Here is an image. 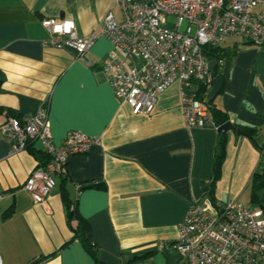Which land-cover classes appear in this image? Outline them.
<instances>
[{"label":"crops","instance_id":"0c3cea01","mask_svg":"<svg viewBox=\"0 0 264 264\" xmlns=\"http://www.w3.org/2000/svg\"><path fill=\"white\" fill-rule=\"evenodd\" d=\"M108 11L122 19L117 0H0L3 264H188L176 242L191 203L222 199L218 184L229 180L227 170L238 167L243 154L248 165L254 162L257 147L249 135L186 125L178 82L159 95L152 114L132 112L105 69L114 47L102 33ZM49 17L73 19L79 35L99 34L88 53L91 63L74 48L44 44L50 33L42 20ZM232 38L221 43L224 56L217 65L224 84L215 104L235 126L256 128L262 143L264 47ZM40 109L48 112L57 145L71 130L97 141L88 152L70 156L50 195L36 202L25 183L48 155L38 139L15 151L2 125ZM223 135L225 156L215 181ZM62 183L91 224L94 252L75 235L77 220L68 218ZM9 208L12 215L3 218Z\"/></svg>","mask_w":264,"mask_h":264},{"label":"built area","instance_id":"2783aa9c","mask_svg":"<svg viewBox=\"0 0 264 264\" xmlns=\"http://www.w3.org/2000/svg\"><path fill=\"white\" fill-rule=\"evenodd\" d=\"M119 20L108 11L102 33L114 47L105 62L117 96L134 114H152L158 98L180 84V106L188 127L219 125L212 120L207 94L213 75L205 48L241 36L264 47V0H117ZM50 38L45 45L71 47L91 63L89 51L99 34L79 35L73 19L42 20ZM218 64V63H217ZM206 98H202V94ZM15 151L40 140L48 160L29 175L25 189L43 202L56 186L70 156L89 151L97 141L71 130L64 142L53 139L48 112L26 118L10 116L2 125ZM262 159V158H261ZM176 245L188 264H264V212L234 201L205 198L191 203ZM0 264H3L0 256Z\"/></svg>","mask_w":264,"mask_h":264},{"label":"trees","instance_id":"16d2710c","mask_svg":"<svg viewBox=\"0 0 264 264\" xmlns=\"http://www.w3.org/2000/svg\"><path fill=\"white\" fill-rule=\"evenodd\" d=\"M245 41H248L245 39ZM224 48H222L221 43L218 45H211L207 46L205 48L206 55L209 57L210 60L216 59L217 63L223 59L224 56ZM215 72L218 74V65H216ZM202 98H206V95L203 93ZM210 104V109H211V115H212V120L215 122L217 125H222L226 121L230 120V116L228 113L223 111L222 109L218 108L217 105L215 104V99L214 100H208ZM22 119L20 115H14ZM237 127V126H236ZM247 131H249V137L253 141L254 145L257 147V149L261 153V161L259 163L258 168L256 169L253 178H252V193H251V201L255 204H257L258 208H261L264 212V142H260L259 137H258V131L256 128H247ZM221 140V149L220 153L217 158L216 162V169H215V181L220 175V167L223 162L224 156H225V135H223ZM32 142L28 144L27 147H31ZM64 173V172H63ZM66 178L63 179L65 181ZM90 185H96L93 183H89ZM262 191V194L260 193ZM62 195L63 199L66 204L67 208V215L69 220H77V224L74 227L75 235L77 238H79L84 245L90 250V251H95L96 250V244L92 239V234H91V224L90 222L83 217L80 212L78 211L75 202L71 200L68 194V190L66 189L64 183H62ZM13 209L9 208L7 211L3 213V218H8L12 215Z\"/></svg>","mask_w":264,"mask_h":264},{"label":"rangeland","instance_id":"374dc122","mask_svg":"<svg viewBox=\"0 0 264 264\" xmlns=\"http://www.w3.org/2000/svg\"><path fill=\"white\" fill-rule=\"evenodd\" d=\"M236 40H245V38L241 36H234ZM227 38L226 40L222 41L223 45H227L226 43L229 41H233V38ZM231 154H229L230 157ZM260 152L255 148V158L252 165H248V160L246 159L245 154L240 156V164L238 167L233 165L229 170H227V174L229 175V180L226 182H221L218 184V191L220 201L225 203H231L234 201L239 202L244 207H257V204L251 201V191H252V183L250 184L252 175L254 171L259 166L260 162ZM236 157V156H235ZM235 163H237L236 159ZM239 161V160H238ZM225 169V166H224ZM226 173V169H225ZM241 174V179L238 177V174ZM247 175L245 179H242L244 175ZM223 181V180H222Z\"/></svg>","mask_w":264,"mask_h":264},{"label":"water","instance_id":"95a60500","mask_svg":"<svg viewBox=\"0 0 264 264\" xmlns=\"http://www.w3.org/2000/svg\"><path fill=\"white\" fill-rule=\"evenodd\" d=\"M216 65H217L216 59L210 60L209 66H210V69L212 70L213 81H212V87L207 94L208 100H214L216 96L221 92L223 84H224V77L221 74L219 73L217 74L215 72ZM217 130L221 134H226L229 131H236L239 134L249 135V131L236 127L235 124L231 120H228L222 125H220Z\"/></svg>","mask_w":264,"mask_h":264}]
</instances>
